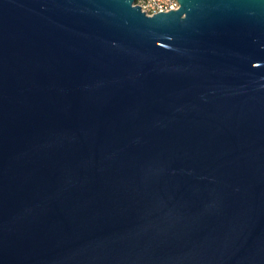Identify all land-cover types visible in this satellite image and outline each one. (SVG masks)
<instances>
[{
  "label": "water",
  "instance_id": "water-1",
  "mask_svg": "<svg viewBox=\"0 0 264 264\" xmlns=\"http://www.w3.org/2000/svg\"><path fill=\"white\" fill-rule=\"evenodd\" d=\"M0 0V264H264V0Z\"/></svg>",
  "mask_w": 264,
  "mask_h": 264
},
{
  "label": "built area",
  "instance_id": "built-area-1",
  "mask_svg": "<svg viewBox=\"0 0 264 264\" xmlns=\"http://www.w3.org/2000/svg\"><path fill=\"white\" fill-rule=\"evenodd\" d=\"M132 4H137L147 14L167 11L178 7L177 0H133Z\"/></svg>",
  "mask_w": 264,
  "mask_h": 264
}]
</instances>
